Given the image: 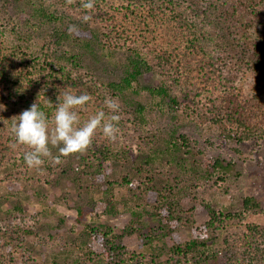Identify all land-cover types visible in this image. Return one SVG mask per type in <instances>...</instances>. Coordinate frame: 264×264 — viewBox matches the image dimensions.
Returning a JSON list of instances; mask_svg holds the SVG:
<instances>
[{"label":"trees","instance_id":"1","mask_svg":"<svg viewBox=\"0 0 264 264\" xmlns=\"http://www.w3.org/2000/svg\"><path fill=\"white\" fill-rule=\"evenodd\" d=\"M82 2L0 0V124L5 132L0 175H27L35 186L60 187L64 201L80 192L83 201L75 207L80 224L87 208L99 202L108 219L121 213V205L130 215L119 231L109 221L75 228L73 238L51 250V264H264V225L246 222L250 214L263 212L257 198L245 197L235 212L206 202L208 219L199 225L193 211L181 208L189 181L215 174L216 184L226 181L234 163L221 157L211 164L185 159L191 140L176 131L147 132L136 140L149 125L147 106L133 109L126 101L129 94L149 91L163 111L215 131L224 141L241 144L264 136V90L248 92L243 82L246 71H259L264 85V0H94L90 10ZM85 14L91 19L82 23ZM73 24L79 31L70 35ZM98 52L109 58L119 52L129 55L119 81H103L86 70L88 56ZM149 72L159 75L160 85H143ZM64 91L90 96L79 110L81 121L103 108L106 97L123 102L120 135L110 142L97 131L84 152L30 169L22 159L26 149L11 147V122L33 103L51 114L49 105ZM173 164L179 172L166 174L164 186L154 187L158 171ZM12 188L0 189V201L8 200ZM119 188L127 190L121 199ZM16 210L26 211L22 204ZM152 218L156 226L147 221ZM35 219L38 223L31 226L1 228L4 247L11 249L16 239L18 246L32 251L25 236L38 235L45 227ZM242 225L244 233H228ZM184 228L191 238L182 237ZM127 237H137L140 250L131 249ZM27 261L32 260L22 264ZM0 264H6L1 251Z\"/></svg>","mask_w":264,"mask_h":264},{"label":"rangeland","instance_id":"2","mask_svg":"<svg viewBox=\"0 0 264 264\" xmlns=\"http://www.w3.org/2000/svg\"><path fill=\"white\" fill-rule=\"evenodd\" d=\"M128 56L122 52L117 53L112 58L103 56L101 52L95 55L91 54L88 56L86 70L97 79L119 81L127 68ZM262 80L263 74L259 71H246L243 74V82L249 88L247 89L248 92H262L264 90V85L261 84ZM142 83L146 87H156L160 85V77L155 72H149L142 77ZM261 96L263 97V94ZM126 101L127 105L133 109L139 104L147 106L149 125L145 132H139L137 136L135 135L136 140L137 137L141 138L147 132L176 131L177 135L186 134L191 140V150H184L187 154L184 156L185 159H190L194 163L203 160L211 164L215 157H221L227 163H234V170L227 176L226 181H219L216 184L215 180L218 179V174H215L209 179L189 181L188 189L183 191L180 200L181 208L185 213L190 211L195 213L194 219L197 225L208 219L206 202H210L218 210L235 212L242 208L243 200L247 196L257 198L262 205L263 212L250 214L246 222L264 225V136L241 144L224 141L215 131L199 128L184 121L181 117L163 111L157 98L149 91H143L138 95L129 94ZM120 105L123 106V102ZM4 136V128L0 124V140ZM52 154H58V149L53 148ZM178 159L182 161L183 156L181 155ZM122 168L126 169L124 166ZM179 170L180 168L175 164L159 170V175L155 177L154 187L160 189L165 184L164 176L169 174L174 177ZM8 186L13 188L8 200L0 201V229L10 231L11 227L17 224L31 226L34 222L38 223L35 219L37 217L45 227L41 229L42 232L38 235L25 236L28 242L32 244V251L18 246L16 239L12 241L11 249L8 250L4 247V239L0 235V251L5 257L6 264H12L11 260L22 264V260H28V258L32 260L27 261L28 264H51L49 261L51 250L57 247L64 238H73L72 231H75V228L80 230L83 224L94 225L109 221L119 231L130 218L129 213L124 212L121 205V213L117 217L108 219L104 213L105 204L99 202L96 207L89 206L87 208L83 223L80 224L77 221V212L75 211L77 201H83L79 197L80 192H73L72 196H68V199L64 201L60 197L62 192L60 187L45 188L38 184L35 186L27 175L20 177L1 174L0 189L3 190ZM116 194L117 198L121 199L127 194V190L119 188L116 190ZM18 204L23 205L26 210L24 213L16 210ZM147 221L156 226L153 218ZM54 226H57V229ZM150 226L144 228L145 232L150 230ZM52 227L55 228L54 231H51ZM245 231V225L233 226L229 228L228 233L241 234ZM181 234L184 239H189L192 236L191 231L187 228H184ZM226 234L227 232L220 235V244H222ZM15 236H17L16 233H14V238H16ZM125 241L131 249L140 250L137 237H127ZM95 248H99L97 244H95Z\"/></svg>","mask_w":264,"mask_h":264},{"label":"clouds","instance_id":"3","mask_svg":"<svg viewBox=\"0 0 264 264\" xmlns=\"http://www.w3.org/2000/svg\"><path fill=\"white\" fill-rule=\"evenodd\" d=\"M82 7L85 10L92 9L94 0H83ZM90 19L85 14L82 23H87ZM77 31V25L68 26L70 35ZM57 100L54 106L49 105L53 108L51 114L33 103L30 108L14 116L11 122L9 131L14 140L11 147L15 149L19 145L26 149L22 153V159L30 169L41 170L48 159L60 164L61 157L84 152L92 144L97 131L110 142L116 141L120 135V105L116 99L106 97L103 108L83 121L79 110L90 102L89 95L64 91L58 95ZM53 148L58 149L56 156L52 155Z\"/></svg>","mask_w":264,"mask_h":264}]
</instances>
